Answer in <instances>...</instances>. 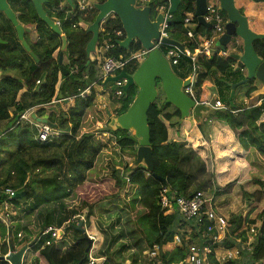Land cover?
Masks as SVG:
<instances>
[{
  "label": "trees",
  "instance_id": "1",
  "mask_svg": "<svg viewBox=\"0 0 264 264\" xmlns=\"http://www.w3.org/2000/svg\"><path fill=\"white\" fill-rule=\"evenodd\" d=\"M142 1L151 8L153 17L155 9L167 5L166 1ZM193 3L194 1H187L183 4L185 7L183 13L172 15L167 26L169 38L179 40V36H184L186 30L183 28V20L186 14L194 12ZM235 4L240 13L247 17L251 30L257 34H264V2L235 0ZM222 15L225 16L224 13ZM77 19H74L73 23L77 24ZM117 23L116 25L114 21L109 20L105 25L106 31L112 32L114 28L121 29L120 23ZM203 29L198 25L195 33H202ZM64 31L67 39L68 65L63 66L69 72L72 68H76L72 79L61 77L63 84L58 89L62 100L72 99L73 104L66 111L46 113L44 109L54 99H58L56 86L60 66L58 54L53 52L59 47V41L49 37L48 54H37L40 60L38 64L18 63V58L7 60L6 69H3L4 75L0 78V188H10L16 194L25 192V196L21 199L8 200L4 192L0 190V205L7 200L12 209H15L16 219L19 220L17 223L12 221L15 227L14 237L17 240L15 246L20 248L31 246L32 251L47 264H78L79 262L85 264L87 243L84 240V234L73 228L76 224L66 225L65 230L71 232L69 237L64 234L63 239L57 241V239L52 240L49 234L37 242H28L29 239L25 238V235L22 236L19 231L18 224L24 223L25 229L35 220L37 224H40V235L49 227L65 226L84 210H86L85 224H88L98 205L105 201H118L130 215V220L140 235V241L143 243L142 250L155 245L164 246L171 243L177 235L182 238L181 246L175 247L170 252H160L158 259L153 258L150 262L148 261V264H185L183 261L187 256V246L190 241L200 239L203 227L190 226L195 234L192 238L190 237L192 240L185 242L187 224L192 222L181 219L175 210H164L159 206L158 198L165 188L154 178L155 174L165 179L170 188L167 192L170 198H187L198 191L205 190V182L194 186L197 175L203 174L206 170L205 163L197 155L196 150L188 147L184 142L168 141L167 126L175 127L180 113L171 105L165 106L164 96L159 90V96L148 112L153 173L147 172L143 167L131 168L137 146L129 140L128 131L106 128L91 132L84 131L92 129L96 123L105 122V126L107 125L108 121H105L103 111L96 105V93L92 87L96 85L106 88L109 83L104 84L100 80L96 71L97 62L91 61L85 54V47L91 39V34L83 30L79 33L71 31L69 23L65 24ZM191 43L189 42L190 50H194L197 45ZM253 46L257 55L264 61V40L254 42ZM139 51H141L140 44L135 43L128 51L115 47L111 55L126 60ZM138 65L136 61H131L126 64L123 71L132 74ZM234 65L235 61L230 57L223 59L214 55L210 58L198 59L197 66L204 72L197 75L193 87L197 102L206 101L205 87L209 72L215 70L220 75H224ZM173 69L176 76L185 80L191 75L192 64L188 58L183 57L176 67H172ZM37 81L43 82L40 86H36ZM254 81L249 80L245 85L240 86L246 88V98L257 90ZM87 89H90V95L81 96ZM107 94L108 101L112 105L119 104L112 111L114 116H119L127 111L137 94V88H130L121 97L113 92H107ZM226 105H229L233 112L214 110L208 113L205 119L207 121L215 119L225 123L227 131L237 143L234 153L238 157L245 158L248 163V170L240 171L247 174L253 184L259 188L253 194H246V196L258 203L264 199V127L263 131L260 130V123L264 120V103L252 107L233 105L231 107L230 103ZM31 109H37L35 114L38 118H47L51 124L65 133H61L59 137L49 142H39L36 139L37 129L29 122L21 120V116ZM205 121L198 123L197 128L204 141L209 143L204 133ZM126 152L133 156L130 164L122 161L121 155ZM227 171L232 173L231 170ZM233 172L235 177L230 175V179L223 180V183L226 181V189L232 185V181L239 180V171ZM217 173L216 168L210 173L214 184L221 181H218L217 177H220L222 173L219 176ZM219 189L217 186V190ZM217 190L213 191V195L225 193V191L222 193ZM73 196L79 198L81 204L77 208L68 210L65 201ZM263 218L264 209L256 220L232 215L227 221V235L221 245L225 248L239 247L241 243L246 242L250 227L253 226L256 229L255 225L260 221L251 253L241 247V256L248 253L252 262L264 264ZM5 233L6 229L0 222V239L5 237ZM46 242H49V245H46ZM198 243L205 244L207 241L201 238ZM124 248L126 249L127 246ZM6 252L7 248L4 246L1 255H5ZM100 255L108 257L109 262L114 264L113 257L108 256V253L101 252ZM136 260L135 258L131 264H135ZM209 262L214 264L213 257H209ZM235 262H237L236 259L224 264ZM0 263L7 264L1 260ZM34 264H40L39 259H35Z\"/></svg>",
  "mask_w": 264,
  "mask_h": 264
},
{
  "label": "water",
  "instance_id": "2",
  "mask_svg": "<svg viewBox=\"0 0 264 264\" xmlns=\"http://www.w3.org/2000/svg\"><path fill=\"white\" fill-rule=\"evenodd\" d=\"M182 1L169 0L168 13L174 15ZM193 1V16L197 24L204 28L205 33H207L210 25L205 23L203 19V15L206 12V0ZM253 1L264 2V0ZM219 6L222 12L225 13L227 22L224 27L225 32L219 38L216 45L225 51L229 44H236L237 39L241 40L242 52L230 54L229 57L235 61L236 71H244L246 73V77L242 81L230 85L231 94L228 102L232 107L231 101L236 88L246 84L249 80H255L261 84L264 95V61L257 55L253 46L254 42L264 40V34H257L251 30L247 17L240 13L235 0H220ZM94 9L97 13L96 18L86 29V32L91 34V39L85 47V54L88 58L96 51L100 37L99 27L101 22L111 14L119 20L124 34V38L116 42L117 46L123 51H128L130 46L139 43L141 50L147 51L146 56L132 74L121 71L117 76L108 77L104 80V84L115 83L120 79L125 80L122 86L124 93H127L132 87L137 88V94L125 113L114 116L108 110L105 112L109 119L107 127L110 130L121 129L128 131L130 134L129 140L137 146L135 160L131 168L143 167L147 172L153 173L148 112L151 105L158 98L159 90L164 96L165 106L171 105L180 113L178 124L182 123L183 120L189 118L192 114L201 123L203 117L213 112L214 109L209 105L196 103L191 96L187 95L184 90L189 86L190 78L182 80L176 76L163 51L153 48L154 41L159 38V27L163 23L164 17L162 13H158L153 17L151 8L148 6L142 8L136 7V0H104L101 4L95 2ZM47 21L48 27L61 38V49L58 54L60 75L72 79V74L62 65L64 53L67 52V40L57 27L49 20ZM162 43L183 51L182 44L170 38H163ZM62 84H60V87ZM58 96L62 100V96L60 94ZM62 101L67 102L66 99ZM31 118L38 123L56 127V125L48 122L47 119L36 117L35 113L31 114ZM154 178L163 184L167 192L170 191L165 179L155 174ZM23 196H25V192H20L13 199H21ZM73 228L84 234V240L87 243L85 254H87L91 247V240L85 235L83 221H79ZM28 248V246H23L17 252L9 249L7 256L0 257V260L8 264H22L23 256ZM78 264H82V262Z\"/></svg>",
  "mask_w": 264,
  "mask_h": 264
},
{
  "label": "built area",
  "instance_id": "3",
  "mask_svg": "<svg viewBox=\"0 0 264 264\" xmlns=\"http://www.w3.org/2000/svg\"><path fill=\"white\" fill-rule=\"evenodd\" d=\"M166 9L165 14L163 13L164 19L163 23L159 27V38L154 41L153 48L162 50L164 49V56L168 60L171 67H176L179 64L181 58H188L192 64V72L190 75V84L187 88H185L184 92L194 98L193 95V87L196 83V71L198 70L197 60L200 58H210L214 55L218 57L224 58L227 56L226 51L221 50L219 46H217V42L219 38L225 32V24L227 22L226 18L222 15V10L218 4L209 5L206 3V12L203 15V19L205 23L209 24V30L205 33L203 29L202 33H195V28L198 26L193 14L188 13L185 15L183 20V28L186 30L184 37L188 39L191 43L197 45L194 50H190V47L185 48L183 46V51L179 50L176 47L167 46L162 43L163 38H169L167 34V26L168 20H171L172 15L168 13L169 9V1L167 0V5L162 7L161 9ZM106 31L105 27L100 28V37L96 47V57L94 60L97 62V65L102 70V75L100 76V80L104 81L108 77H114L119 74L120 71H123V68L131 61L141 62L147 54V51L141 50L136 54L131 55L128 59L123 60L122 57H115L111 55V52L118 47L116 42L122 40L124 38V34L122 35L120 32ZM191 43V44H192ZM215 50L217 52L215 53ZM76 73V68H72L70 74ZM125 80L120 79L115 82V85L118 87V90L115 92L116 96L121 97L124 93L122 91V86L124 85ZM41 82L37 81L36 86H40ZM261 103H264V95L261 94L260 98L257 101V104L254 106H259ZM202 105H209L214 110H224L233 112L228 106H224L221 102L216 101L213 105L209 102H201ZM264 115V110H263ZM22 120L30 122L36 129L37 135L36 139L39 142H49L53 140L61 133L57 126L54 128L50 125L37 123L34 120L28 118L27 112L21 116ZM264 121V120H262ZM128 182V179H126ZM6 196L8 200L14 198L16 193L10 188H0ZM159 206L166 210H172L173 208L176 212L181 216V218L188 222H193L194 226L198 228L203 227L202 230V239H205L207 243L199 244V243H191L188 246L187 256L184 260L185 264H211L209 262V257H214V264H223L224 262L232 261L240 257L241 247L246 251L251 253L252 251V243L254 242L256 233L253 226L250 227L249 232L246 235V242L241 243V247H234L231 249H222V253L217 255L218 248L214 247L220 244V242L224 239L227 228V218L217 213L211 204V198H207L206 194L203 191H198L194 193L191 197H172L167 196L166 189H163L158 198ZM12 206L8 201H4L0 205V222L4 225L6 229V236L2 242H0V249L2 246H6L7 252L3 256H7L10 246L9 242V212ZM79 216H75L74 218H78ZM84 223V222H83ZM61 228H47L43 233H41L38 237L35 238V242L39 241L40 238L45 237L47 235H51V239L55 240L61 236ZM88 238L91 240V247L84 259H86L85 264H105L106 259L100 255L97 250L98 239L94 234L87 233ZM175 241L177 244H181V240L176 237ZM49 245V242L45 243ZM31 248V246H29ZM14 250V249H13ZM160 252H162V247L155 245L152 248H148L143 251V255L145 259L149 258V261L153 258L159 256ZM181 264V263H180Z\"/></svg>",
  "mask_w": 264,
  "mask_h": 264
},
{
  "label": "rangeland",
  "instance_id": "4",
  "mask_svg": "<svg viewBox=\"0 0 264 264\" xmlns=\"http://www.w3.org/2000/svg\"><path fill=\"white\" fill-rule=\"evenodd\" d=\"M158 1L165 2L166 0H158ZM219 1L220 0H206V3L209 5L218 4L219 6ZM184 8H185L184 5L181 4L178 7L174 15H176L177 13L178 14L183 13ZM179 40L184 44L183 46L185 48L189 47L190 44H189L188 39L183 38L182 36H179ZM162 51L164 52L163 48H162ZM225 51L227 53V56L224 57L223 59L229 57L230 53H240L241 49L236 44L232 43L227 46ZM216 52L217 50H215V53ZM94 57H96L95 54H93V58ZM63 59H67L66 54H64ZM136 63H139V62L136 61ZM235 68H236V65L233 66V68L230 69L228 73L224 75H220L215 70H212L209 72L207 78H210V82L212 86L211 92H212V97L214 98L211 101L212 103H214V101L218 98L219 100L223 102L224 106H229V105H226V103L229 104L228 99L231 94L230 85L236 84L242 81L246 77V73L244 71H235ZM96 71H97L98 76L102 75L101 69L96 68ZM199 73H200V69L198 68V70L196 71V77ZM237 80L239 81L235 82ZM255 85L259 89L262 88L261 85L258 84V82H256ZM105 89L108 92H113L115 94V92L118 90V87L115 85V83H109L107 84ZM245 91H246V88H242L240 86L236 88L233 94L234 97L232 98L233 104L237 103V105H235L236 107L244 106V104L240 101H242L245 98L244 97ZM259 98L260 97H255L253 100L249 102V105L257 103ZM106 101L107 99L105 98L104 102ZM56 105H58V107L60 106L63 107V109L61 108L59 109V111H65L67 109L66 107L63 106L64 105L63 102H58V104H55L54 106ZM36 111L37 109H35L34 112L36 113ZM101 128H105V122L100 123V124L96 123V125L92 129L84 130V131L86 132L98 131ZM104 136H108V135H104ZM202 152L203 150L201 148H198L196 150L197 155L200 156L202 161L205 163L206 170L203 174L197 175L195 182H194V186H197L200 182L206 183V187L204 188L205 190H203V192L206 194L207 198L211 197V204L213 208L215 209L216 212L217 210L218 211L221 210V212L227 218V221L230 219V217L233 214L234 215L236 214V216L241 215L244 218L246 215H248L250 220H253V219L256 220L259 213L264 209V199H262L260 202L257 203L253 199H250L246 196V194L251 195L258 190V187L252 184L251 178L247 176V174L242 173V171H239L238 179L240 178L241 179L238 181L237 180L232 181L233 182L232 185L228 187L227 189L225 188L226 181H224V183L219 180H218L219 183L215 181L216 182L215 183L216 185H215L214 183H212V180L210 178V173L213 171V169L211 168V159L208 155L205 160V158L202 157ZM121 158L125 164H130L133 161V156L129 152L123 153L121 155ZM223 173H228V171L224 170L222 171V175ZM245 175L247 179L241 182V180L245 177ZM217 186L220 188L219 190H217ZM215 190L222 192V193H224L225 191V193L222 195H213V191ZM80 204H81V201L76 196H73L70 199L65 201V205L68 210L77 208ZM78 214H79L78 215L79 217L76 218L77 219L76 225L78 224L79 221L84 222L83 228L85 230V235L88 237L87 233L89 234L96 233L97 236L99 237L98 246H97V250L99 253L101 252H104V254L108 253V256H111L115 259H120L121 261H124V263L128 262L127 264H131L135 258L136 259L138 258V261L135 264H148L149 258L145 259L143 255V251H144L142 250L143 243L140 241V235L135 230L134 225L132 221L130 220V215L123 208V205L118 203V201H105L101 205H98L94 209L93 217L89 219L88 224H85L86 210ZM9 216H10L9 217V222H10L9 223L10 241L9 242L13 246H15V243L17 242V240L14 237L15 227H13L14 223H12V221H14L15 223L19 222V220L16 219L17 216L15 215V209L11 208L9 212ZM263 222H264V218H263ZM260 224L261 222L259 221L255 225L256 226L255 233H257L258 227L260 226ZM18 225H19V231L22 233V236L25 235V238L29 239L30 242H33L34 238H36L40 233L39 232L40 224H37L35 220H33V223H29L27 225V228L25 229H24V223H19ZM187 225H188L187 226L188 228L192 226V224H187ZM63 234L71 235V232H67L64 229ZM2 241L3 239H0V242ZM124 246H127V248L125 249ZM218 247H221V246L219 245ZM245 251H246V248H245ZM0 253H1V249H0ZM248 253L242 254V256L240 254V257L236 259L237 262L233 264H257L250 260ZM133 256H135V258ZM158 257L159 256H157L156 258L158 259ZM35 259H38V257H36V254L33 251H31V249H29L28 253L25 256L23 264H34ZM0 264H3V263H0Z\"/></svg>",
  "mask_w": 264,
  "mask_h": 264
},
{
  "label": "flooded vegetation",
  "instance_id": "5",
  "mask_svg": "<svg viewBox=\"0 0 264 264\" xmlns=\"http://www.w3.org/2000/svg\"><path fill=\"white\" fill-rule=\"evenodd\" d=\"M187 1L193 2L183 0L181 4ZM95 2L101 4L104 0H0V78L4 75L3 69H6L9 59L18 58V63L23 64H38L40 60L37 54H48L49 37L59 41V47L53 52L59 54L61 38L48 27L47 20L64 36L66 23L70 24L71 31H86L97 15ZM144 6L145 2L141 0L139 4V0H136V7ZM162 7L155 9V15L158 12L165 14L166 9ZM74 19L78 20L77 24L73 23ZM109 20L116 25L119 22L112 14L107 16L100 24L99 33L100 28H104ZM115 29L123 35L122 29Z\"/></svg>",
  "mask_w": 264,
  "mask_h": 264
},
{
  "label": "crops",
  "instance_id": "6",
  "mask_svg": "<svg viewBox=\"0 0 264 264\" xmlns=\"http://www.w3.org/2000/svg\"><path fill=\"white\" fill-rule=\"evenodd\" d=\"M182 37L185 38L184 36H182ZM172 40H174V39H172ZM175 41H177L180 44H182V46L184 45L180 40H175ZM236 41H237L236 45L238 47H240L241 52H242V42H241V40L237 39ZM94 54H96V52ZM230 54H235V53H230ZM89 59L91 61H94L93 54L90 55ZM62 65L67 66L68 65V60L67 59H63L62 60ZM235 65H236V63H235ZM96 68L97 69H100L98 65H97ZM200 72L202 73L204 71L202 69H200ZM61 77L62 76L59 74V76H58V83H57V86H56V95L57 96L59 95L58 94V89L60 87V84L63 83L61 81ZM206 83H207V85H206L205 89L207 91V97H206V101L205 102H209L211 105H213L214 103H212L211 101L214 98L212 97V92H211V87L212 86H211L210 78H206ZM255 83H256V81H254V86L257 88V86L255 85ZM259 85H261V84H259ZM261 87H262V85H261ZM92 88H93L94 92L96 93V101H95L96 102V105L98 106V108H100L103 111V113L105 115V120L108 121L109 119L107 118V115H106V112L105 111L108 110L113 115V112H112L113 109L116 106L118 107L119 104L112 105L108 101V94H107L108 91L105 88L100 87V86H96V85H93ZM262 90H263V87L260 88V89L257 88V90H256L257 92L255 91L254 93H252L248 97L249 99L246 98L245 97V94H244V97L245 98L242 101H240V102H242L244 104V106H246V107H252V106H254L257 103H254L252 105H249V102L251 100H253L255 97H260L261 94L263 93ZM245 93H246V91H245ZM83 95H88L89 96L90 95V89H87L81 96H83ZM193 95H194V90H193ZM105 98L107 99L106 102H104V99ZM194 98H195V96H194ZM195 101H196V103H199V102H197L196 98H195ZM216 101H219V102H221L223 104V102L221 100H219L218 98L214 102H216ZM58 102H63L62 100L59 99V96H58V99H54L50 105L44 107L46 113H48L50 111L62 112V111H59V109H61V108L63 109L62 106H60V107H58V105L54 106L55 104H58ZM63 104H64L63 106L68 109V107L73 104L72 103V99H68L67 102H63ZM231 104L233 106L237 105V103H234V104L231 103ZM34 111H35V109H31L30 111H27L28 118L31 119V120H33L31 118V114L32 113H35ZM205 117L206 116L203 117V120L204 121L206 120ZM42 118H45V117H42ZM45 119H47V118H45ZM34 122H36V121H34ZM178 122H179V120H178ZM178 122H177V124H178ZM164 123L166 125H168L167 122L164 121ZM198 123H200L199 120L192 114V115H190L189 118H186L185 120L182 121V123L178 124V126H176L177 124L175 125V127H169V126H167L168 127L167 128L168 141L169 142H184V143H187V146L193 148L194 150H197L198 148H201L203 150L202 157H204L205 160H206V157L209 155V157L211 159V168L212 169L216 168L217 171H218V173H219V175H221L222 171H224V170H231L232 173L230 171H228V173H223V175H221L220 177H217L218 180H221V182H223V180H225L227 178L230 179V175H231V177H233L234 176V172L233 171L237 172V171H240L242 169L243 170L244 169H247L248 170L249 167H248V163H247L246 159L245 158H242V157H238L234 153L235 150H236V148H237V143L234 141L233 136H231V134L227 131L225 123L220 122V121L215 120V119H210L208 121L207 120L205 121L204 133L207 136V138L209 139V141H210L209 143H207V142L204 141L202 134L200 133V131L197 128ZM98 124H100V123H98ZM107 126L108 125H106L105 128L108 129V130H110ZM263 127H264V121H261V123H260V130L261 131H263L262 130ZM58 130H59V133H65L64 131L60 130L59 128H58ZM66 133H69V132H66ZM218 173H217V175H218ZM246 179L247 178H246V175H245V177L241 180V182H243V180H246ZM252 184H253V182H252ZM255 186H257V185H255ZM258 190H259V188H258ZM209 198H211V197H209ZM248 201H249V199H248ZM217 212L219 214H221L222 216H224V214L221 212V210H219V211L217 210ZM238 216L241 217V218H244L241 215H238ZM245 217H248V215H246ZM76 220L77 219H75L73 217V219H71L68 223H66L65 226L60 227L62 229L61 230V236L57 239V241L63 239V236H64L63 231H64L66 225L67 224H76ZM49 228H52V227H49ZM60 228H57V229H60ZM186 232H187V234H186V237H185V242L187 240H192L191 238L195 234V232L192 231V229L191 228H188V227L186 229ZM226 233H227V231H226ZM93 234L99 240V237L97 236V234L96 233H93ZM9 236H10V233H9ZM67 236L69 237V235H67ZM176 237H178L181 240V244H182V238H181V236L180 235H177V236L174 237V239H173V241L171 243H168V244H166L164 246H161L162 247V252L161 253L170 252L175 247L181 246V244H177L176 243V241H175V238ZM4 238H2V239H4ZM224 238H225V236H224ZM34 240H35V238H34ZM199 240H195V241H199ZM9 241H10V237H9ZM28 242H30V241L28 240ZM221 242L216 247V248H218L217 255H220L222 253V249L223 248L224 249H231V248H225V247H223L221 245ZM238 243H240L239 240H238ZM219 245L221 247H218ZM4 246L1 247V251L4 248ZM235 247H237V246H235ZM240 247H241V245L239 246V248ZM13 248H14V250H13L14 252H17L20 249V247H16V246H13ZM232 248H234V247H232ZM29 249H31V248H28L27 251H26V253H25V255L23 256V259H22L23 263H24L25 256L28 253ZM31 251H32V249H31ZM35 254H36V257H38L37 253H35ZM2 256L3 255H1V253H0V257H2ZM103 257L106 259V263L107 264H109V263L111 264V262H109L108 257L107 258H106V256H103ZM38 259H39V263L40 264H43V263L44 264H47L42 258L38 257ZM213 259H214V257H213ZM112 260L115 261L114 264H127L128 263V262L127 263H124V261H121L120 259H115V258H112ZM137 261H138V258H137L136 262ZM183 263H184V261H183ZM112 264H113V262H112Z\"/></svg>",
  "mask_w": 264,
  "mask_h": 264
},
{
  "label": "clouds",
  "instance_id": "7",
  "mask_svg": "<svg viewBox=\"0 0 264 264\" xmlns=\"http://www.w3.org/2000/svg\"><path fill=\"white\" fill-rule=\"evenodd\" d=\"M172 68V67H171ZM189 78V77H188ZM172 210H175V209H172ZM176 211V210H175ZM179 215V214H178ZM180 216V215H179ZM181 217V216H180ZM188 222V221H187ZM192 225L194 226V224L192 223ZM196 228H198L197 226H195ZM226 231H227V228H226ZM200 238H202V234H201V237ZM190 240H187L186 242L188 243ZM199 241H195V240H192V241H190V243L189 244H191V243H198ZM189 244H188V246H189ZM188 246H187V251H188Z\"/></svg>",
  "mask_w": 264,
  "mask_h": 264
},
{
  "label": "bare ground",
  "instance_id": "8",
  "mask_svg": "<svg viewBox=\"0 0 264 264\" xmlns=\"http://www.w3.org/2000/svg\"><path fill=\"white\" fill-rule=\"evenodd\" d=\"M169 22H170V21H169ZM139 63H140V62H139ZM139 63H138V64H139Z\"/></svg>",
  "mask_w": 264,
  "mask_h": 264
}]
</instances>
